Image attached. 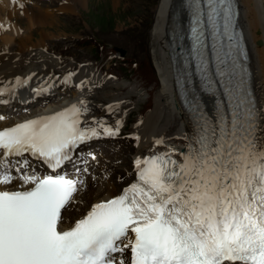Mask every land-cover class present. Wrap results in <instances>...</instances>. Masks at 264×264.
<instances>
[{
  "label": "snow or ice",
  "instance_id": "obj_1",
  "mask_svg": "<svg viewBox=\"0 0 264 264\" xmlns=\"http://www.w3.org/2000/svg\"><path fill=\"white\" fill-rule=\"evenodd\" d=\"M185 6L200 88L214 95L215 76L227 114L217 101L209 117L190 100L195 141L180 160L173 153L137 159L136 181L67 230H61L62 209L77 182L63 175L16 177L11 169L27 168V153L55 171L101 129L105 137L117 135L120 122L115 129L100 121L94 122L99 128L82 127L87 108L81 100L0 130V264H117V253L118 264H264V110L243 86L233 2L185 0ZM6 92L15 89L0 88V97ZM16 179L31 187L6 190Z\"/></svg>",
  "mask_w": 264,
  "mask_h": 264
},
{
  "label": "bare ground",
  "instance_id": "obj_2",
  "mask_svg": "<svg viewBox=\"0 0 264 264\" xmlns=\"http://www.w3.org/2000/svg\"><path fill=\"white\" fill-rule=\"evenodd\" d=\"M64 1L66 4L63 6V10L62 8L57 10H42V8L35 7L30 10L26 8L22 11H18L15 8L7 9V0H2V11H7L8 18L10 21L12 18L13 21H11L12 23L10 24L5 23L4 26H0V33L2 34L0 36V88L6 89L7 86H12L17 82V79H19L20 82H24L26 78L33 79L36 74H41L47 81L45 83H40L38 85L39 87L50 83L52 80L55 81L54 77H57V79L67 81L68 86L75 92L73 98H65L59 101L54 99V101H51L47 106H37L30 112L20 114V116L12 117L9 114H0V128L8 125L13 126L32 118L54 116L56 113L69 108L73 104L79 106L81 100L85 103H87V101L95 102L92 97L93 92L86 93L80 85L76 84V82L75 84L71 83L73 79L76 80L77 78L81 82L83 78L81 72L76 73V69L73 67H68L65 70H57L53 59L50 60L46 58L40 63L23 58V54L30 51L33 47H37L39 50H50L46 41L48 40V37L50 38L54 35L46 33L44 30H47L48 27L56 24L57 16H55L56 14L53 11H61L58 13L66 14L73 13L74 8H76V12H78V6H80L84 0ZM179 2L180 0H160L154 13L155 19L150 32L152 40L151 45L153 48L154 46H157V52L155 51L157 56L154 58V63L161 84L159 87L160 90H158L159 92L162 89L163 90L162 93L158 95L156 94L157 98H153L154 103L150 113H148L142 122L134 128L136 130L135 135L140 137V145L137 157L133 160L134 163L132 164H135L137 159L143 160L152 155H162L165 153H173V158L179 161L181 153L187 151L189 144L194 139V128L181 110L175 96L172 63L170 60V41L167 36V32L170 29V14L172 13V10L177 7ZM239 3L241 7L239 22L245 32L250 50L251 68L253 71V89L258 104V110H264V0H239ZM25 20L27 22L24 23ZM22 29L25 30L24 36L21 34ZM36 33H38L40 37L38 38L37 43L33 44L32 41L33 38H35ZM120 90L122 91L121 88L118 90L117 87L116 91ZM6 95L7 94L0 97V99H5ZM164 95L171 99L173 110L178 118V122L176 118L167 119L166 117L168 116H165V114H162V111H160L162 104L161 101L163 100ZM98 96L101 97L100 94ZM117 97L118 96L110 95L107 92L105 98H100L102 100L99 103L103 104V102H105L103 105L108 107L125 100L122 97L121 100L116 101ZM107 98H115V100H113L115 102L107 101ZM126 100L132 99L129 98ZM155 101L157 104L154 109ZM203 101L206 106V111L210 115H213V98L203 96ZM166 105L167 106L165 107L163 104V109L170 111L168 110V104ZM96 119V116L87 110L80 117L82 122L81 126L85 127L88 123L96 121ZM174 121H176L175 128L172 123ZM173 133H181L182 137L171 138L167 141L163 139L164 135L169 136L173 135ZM158 140L162 141V143L156 144L155 141ZM23 174L26 173L20 175ZM20 175L13 176L19 177ZM31 175H33V173H31ZM15 182L21 187V181L19 179H16ZM94 184H97L99 189L90 190L93 188ZM29 186L31 185H25L24 188ZM116 188L117 184L111 183V180L106 178L103 180L98 179L97 182L92 180L81 181L80 191H83L84 195H82L80 199L84 201V211L74 214L71 221L61 224V228L67 229L72 225L74 220L82 219L86 215L85 211L91 206L116 197V195H118ZM1 189L2 188H0V190ZM88 192L89 194H87ZM93 199L95 200L93 201ZM89 201H93L94 203L91 202V204Z\"/></svg>",
  "mask_w": 264,
  "mask_h": 264
},
{
  "label": "rangeland",
  "instance_id": "obj_3",
  "mask_svg": "<svg viewBox=\"0 0 264 264\" xmlns=\"http://www.w3.org/2000/svg\"><path fill=\"white\" fill-rule=\"evenodd\" d=\"M159 1L84 0L78 6L79 10L77 13H74L76 12V8H74L72 14L66 13L68 16H61L60 18L57 16L56 24L44 30L46 33L52 32L55 35L51 39L54 42L50 41V46L57 48L56 51L66 54L63 55L66 64L75 60L77 62L92 64L95 61H100L97 57L98 54L104 53L109 55L110 59L105 61L102 66H104L103 70L110 69L112 71L115 78L107 77L106 83H111L113 88L104 89L105 91L98 90V93L97 91H93L92 97L95 100L94 103L101 102L102 99L100 98H105L107 92L113 96H118L116 101L121 100L122 97L120 96H125L123 99H133L131 105L127 104V109L122 112V117L125 118L124 120L129 119L126 125V131L131 136L134 133V126H137V123L144 119L150 112V110L146 112L141 111L143 114L138 115L137 110L148 100L149 94L153 98H157V95L162 93L163 90L159 92V83L155 85L154 83L145 82L143 78L139 76L137 78V76L130 72L131 63L137 64L143 60L145 61V59L153 68H156L154 58L157 56V46L152 47L150 32L155 19L154 13ZM0 11L1 14L4 13L2 9ZM11 21H13L12 18ZM25 22L27 21L25 20ZM24 32L25 30L22 29L21 34L23 36L25 35ZM46 42L48 44L49 40ZM67 47L68 50L64 51L63 49ZM116 49L123 51L122 57L116 52ZM121 59L129 60L131 63L121 64ZM135 72H138L137 67H135ZM117 87L118 90L121 88L122 91H116ZM103 93H105V96ZM99 94L101 97L98 96ZM163 97L160 111L165 116H168L166 117L167 119L176 118L178 122L171 99L166 95ZM113 100L115 98H107V101L111 102ZM149 102H147V106H149ZM151 102L153 104V100ZM156 104L157 102L155 101L154 109ZM163 104L165 107L168 104V110L170 111L164 110ZM125 142L120 144L124 152L123 156H120L123 157L122 160L129 159L128 154L132 151V145Z\"/></svg>",
  "mask_w": 264,
  "mask_h": 264
}]
</instances>
